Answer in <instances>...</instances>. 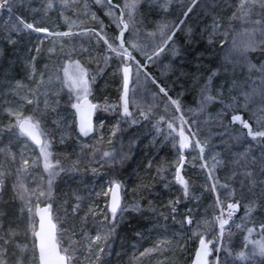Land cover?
<instances>
[{"label": "rangeland", "instance_id": "rangeland-1", "mask_svg": "<svg viewBox=\"0 0 264 264\" xmlns=\"http://www.w3.org/2000/svg\"><path fill=\"white\" fill-rule=\"evenodd\" d=\"M141 1L121 0V7L117 0H111L110 4L108 0H20L21 11L28 18L25 22L14 13L19 1L10 0L9 6L0 14V58L13 51L12 54L17 55L13 73H8L0 63V139L4 140L1 155L7 173L14 169V165L9 167L11 159L20 156L22 162L27 161L29 181L21 184L22 176H16L12 181L13 177L5 174L0 166L3 191L9 183L16 182L8 186L10 191L6 189L5 195L16 197L17 206L16 217L8 220V224L15 228L9 226L6 231H0V264H38L34 240L35 209L43 205L51 206L57 242L68 258V264H177L184 251L182 245L191 242L194 247L189 264H198L197 246L201 237L206 242L212 241L208 244L211 252L206 258L207 264H264V253L255 243L264 240V228H261L264 224V169L259 167L264 159L263 140L248 137V129L239 121L233 122L232 118L228 128H219L214 123L218 113H224L225 104L249 123L254 132L264 130V106H255L241 95V88L246 84L242 81L243 76L222 73L221 81L204 87L203 79L199 78L194 86V92L199 93L196 103L192 95L169 96L166 88L150 77L155 88L149 91L147 102L136 99L131 91L128 94L131 115L120 116L122 67L130 64L133 72L137 67L143 69L133 55H122L124 33L130 27L127 17L136 12ZM199 1L193 0L186 14ZM212 3L207 1L208 10ZM112 6L121 9L122 15L116 14ZM103 16L115 19L114 28L118 34L112 46L116 51L105 43V35L114 37L113 28L106 25L102 26V31L95 27L86 28L91 26L87 24H103ZM20 20L33 24L34 28L24 27ZM124 24L128 25L127 29ZM35 28L47 31L37 32ZM139 28L143 26L132 25V30ZM63 33L67 35H59ZM130 43L134 44L133 41ZM92 53L95 56H91ZM82 72L87 81L86 91L73 83ZM7 78H12L13 84H9ZM98 83L115 87V90L110 96L109 89H102L105 94L101 93V89H97ZM208 94L215 99L203 105L204 111L200 112H204L203 118L209 119L210 123L188 119L189 111L195 108L197 111L202 106V96ZM84 97L100 105L95 115V132L89 140H82L77 133L72 108ZM172 101H177L179 107ZM106 112L114 118L113 125L105 122L103 113ZM28 118L34 124L38 123L43 145H46L44 151L48 153L47 160L42 146L34 147L17 129L18 121ZM127 127L133 129L137 139H148L152 147L142 166L139 169L134 167L137 172L130 176V183L125 185L113 175L103 181L88 179L85 173L90 175L91 170L102 168L109 161L96 157L91 161L84 158L86 155L82 152L89 150L92 143L102 141L103 155L107 152L109 155L105 158L112 156ZM181 128L189 140L188 147L183 149L179 146ZM226 136H238L240 140L226 144ZM196 141L200 142L199 146ZM243 142L250 144L248 160L255 158L257 162L248 169L240 157L245 152L241 149ZM11 148L15 151L10 152ZM182 156L186 160L179 174L188 183L187 195L183 185L176 180ZM213 156L221 161L215 168ZM46 163L51 165L47 170ZM205 163L207 167L202 166ZM246 171L252 173L251 177L245 174ZM115 180L122 184L123 203L120 212L113 215L108 205L109 189ZM30 182L37 185L31 189ZM213 183L216 184L215 190L211 187ZM221 184L229 187L221 190ZM41 192L44 195H40ZM236 202L243 211L233 213L229 219L224 213L225 204ZM250 202L255 203V208L248 215ZM221 210L223 217L228 219L222 237L217 219ZM137 216L149 224L146 234L121 244L118 228L114 227L116 222L124 217ZM189 218L192 223H188ZM89 224L96 227L95 232H91ZM202 224L205 233L197 227ZM214 224L215 235L209 236V228ZM19 226L21 232L17 229ZM249 228L253 229L251 235L247 231ZM97 235L101 240L95 241ZM246 237L252 242L245 247ZM19 238L20 245L14 241ZM100 247L103 252L98 251ZM240 252L245 258H239ZM92 255L93 260L89 261Z\"/></svg>", "mask_w": 264, "mask_h": 264}, {"label": "trees", "instance_id": "trees-1", "mask_svg": "<svg viewBox=\"0 0 264 264\" xmlns=\"http://www.w3.org/2000/svg\"><path fill=\"white\" fill-rule=\"evenodd\" d=\"M18 1L19 3L17 8H14V13L26 22L28 18L22 12L20 0ZM192 1L142 0L138 4L136 12L129 14L127 19L130 27L124 33L125 48L123 49L128 54L133 55L143 65V69L137 67L133 72L129 94L132 91L136 99L143 103L147 102L149 91L155 88L150 78L152 77L153 79L156 78L161 86L166 88L169 96L192 95L195 98L194 103H196L195 101H197L199 94L197 91L194 92L196 80L199 78L200 80L203 79L202 86L204 87L208 83L215 84L221 81L223 78L222 73H236L237 76H243V79H240H242L243 83H246L241 88V95L247 97L246 100L252 102L255 106H264V29L262 27L264 26V8L260 6V0H245L243 8L241 7V0H209L213 2L210 10L207 9L208 0H200L193 10L186 14ZM117 3L120 6L121 0H117ZM112 7H114L116 14L122 15L123 11L121 9L116 6ZM245 11L249 13L247 16L243 15ZM101 20L103 24H87L91 26H86V28L95 27L101 31L102 26L105 25L113 28L114 34L112 35L114 37L110 36L108 38L105 35L107 42L112 45L118 34V31L114 28L115 19L110 20L103 16ZM256 21L260 23L256 24ZM133 24L135 26H143V28L132 30ZM162 26L163 31L161 30ZM130 41H133L134 44H131ZM81 44L84 45L85 43L81 42ZM102 44L105 46L103 41ZM161 49L163 50L161 51ZM13 52H9L7 56L0 58V63L8 69V73H13L15 61L17 60V55L12 54ZM155 53L159 54L156 55ZM148 57H152V59L149 60ZM6 81L9 84L14 82L12 78H7ZM199 83L201 84L202 81H199ZM102 84L98 83L97 89H101V93H104L102 89L105 91L109 89L108 95L110 96L111 91L115 90V87L101 86ZM100 96L104 97L103 94ZM120 105L118 109L120 110V116L126 118L124 104L120 102ZM181 105L182 98L180 100ZM97 106L99 107L100 105L97 103ZM223 107L225 109L224 113H218L214 123L219 128L224 126L228 128L232 124L231 118L235 115V111L228 105L224 104ZM201 108L202 106L197 111H194L196 108L191 109L186 115L187 118L210 123L209 119L203 118L204 112H200ZM110 114L107 112L103 113L104 120L107 124L113 125L114 118ZM240 125L242 126V124ZM218 133H221V131ZM135 135L133 129L127 127V130L122 134V141L117 150L108 158H105L103 155L105 150L100 147V144L103 143L102 141L92 143L89 150L82 152L86 155L84 158L91 159V161H94V157L97 160L105 159L109 161V164L104 165L102 168H94L91 170L92 173L90 175L87 173L84 175L88 179L92 178L99 181H103L107 176L113 175L114 178L128 185L130 176L137 172V168L134 167L137 166L139 169V166H142L147 158L146 154L152 148L148 139H141L140 137L137 139ZM224 138L226 139V144L232 142L231 137L226 136ZM82 140H89V138ZM262 140L264 144V138H261ZM0 141V166L5 171V174L11 178L13 177L12 181L18 176H22L24 180L21 184H27L29 182L27 178L28 164L22 162L20 156L18 159H11L9 167L11 168L14 165L12 166L14 169L7 173V165L5 166L1 155L4 140L0 139ZM12 148L9 150L10 152L14 150ZM61 148H64V146ZM241 149L249 152L250 144L248 142L244 143ZM186 152L184 150V153ZM242 162L244 163L243 159ZM115 181L118 182L117 180ZM12 183L15 184L16 182ZM118 183L122 187V184ZM11 184L7 185L6 189L8 191H10L8 186H11ZM29 185L32 189L37 184L30 182ZM222 185H220L221 190L229 187V185L226 188L221 187ZM6 189L3 191L2 187V195H0V231H6L9 226L15 228L14 225L8 224V220H14L16 217V197L12 194L6 197ZM98 206L100 207V204ZM239 206L240 214L243 210L240 204ZM1 218H3V221H1ZM145 220L137 216L124 217L120 222H116L117 225L114 227L118 228L117 235L120 236L119 241H121V244L130 243L132 239L135 240L139 235L143 237L149 225ZM197 227H199V230L201 228L202 232L205 231L204 224L201 227L197 225ZM17 229L21 232L22 228L19 226ZM89 229L91 232L96 231V227L92 224H89ZM189 231L191 233L190 229ZM215 232L216 227L214 224L209 228L208 234L209 236H214ZM196 235L199 236L198 232H196ZM193 238H196L195 235ZM14 241L20 245V238ZM182 246H184V251L182 250L183 253L177 264H189L194 247L193 243L183 244ZM93 257V255L90 256L89 261H92ZM102 261H104V253L102 254Z\"/></svg>", "mask_w": 264, "mask_h": 264}, {"label": "snow or ice", "instance_id": "snow-or-ice-1", "mask_svg": "<svg viewBox=\"0 0 264 264\" xmlns=\"http://www.w3.org/2000/svg\"><path fill=\"white\" fill-rule=\"evenodd\" d=\"M99 2V0H98ZM10 3V0H0V8H4V7H8ZM108 3H111V0H108ZM245 4V0H241V7L243 8ZM134 7V5H132ZM260 6L262 8H264V0H260ZM249 13L248 11H245L243 13L244 16H247ZM20 23L28 28V29H33L34 25L31 23H25L23 20H20ZM256 24H259V21L255 22ZM128 25L124 24V29H127ZM161 30L163 31V26L161 28ZM35 31L37 32H42V31H47L46 29H41V28H35ZM59 35H67V33H63V34H59ZM121 35H123V33H121ZM170 38V37H169ZM105 43H107V41H105ZM120 47H123V44L120 45ZM109 48L112 49L113 51H116V49L113 48V46L111 44H109ZM163 49H161L162 51ZM156 55H158L159 53H155ZM122 55H128V53L126 51H124L122 53ZM149 60L152 59V57H148ZM130 69L128 67L124 68V81H125V93H124V113L126 115H131V113L128 112V100H127V83H128V73H129ZM84 73L82 72L75 80H73V83L76 84L77 86L83 87L84 90H87V81H85L83 79ZM161 91L163 92L164 89H161ZM207 91V89H206ZM166 94V93H165ZM213 99H215V97H213L211 94L208 95H203L202 96V108L201 111H204L203 105L207 104L208 102H211ZM247 99V97H246ZM31 102V101H29ZM173 104H177V108L179 107L178 102L177 101H172ZM74 107L79 108V105H74ZM230 107V106H229ZM232 121L233 122H237L239 121L244 128L248 129L247 132V136L251 137L253 140H256L257 138H264V130H260V131H253L252 127L249 123H247L246 121H244L242 119V117L240 115H233L232 116ZM19 123V127L21 130L22 134H26L29 137H31L32 140L36 141V143L40 144V135L42 134L41 132L37 131L38 129V123L37 124H33L31 123V118L22 120V121H18ZM184 123H187L186 121ZM169 128H172V124L169 123ZM81 131H85V128L83 126V122L81 125ZM179 135L181 137L180 141H179V146L181 149L188 147L189 145V140L188 138L185 136L183 129L181 128ZM232 141L234 142H239L240 138L238 136H234L230 138ZM197 146L200 145L199 141H196ZM46 145L42 144V153L45 157V160H47V156L48 153L46 151H44ZM200 151L201 153H203V147H200ZM109 153L105 152L104 156H108ZM240 157L243 159L244 161V167L245 169H248L251 166H255L256 165V160L255 158H253L252 160H248V151L246 150L245 152L240 154ZM213 159V168H215L216 166H218L219 164H221L220 160L216 159V156L212 157ZM181 161H183V157H181ZM239 162V161H237ZM25 164H27V161L24 162ZM203 167H207V164L205 163L204 165H202ZM51 167V165L49 164H45V169H49ZM259 167L261 169H264V159H261L260 163H259ZM53 175L55 173H52ZM248 177H251L252 173L246 171L245 173ZM209 179H213V177L211 176V174L209 175ZM176 180L181 183L184 187V194L187 195L188 194V183L180 176L179 174V169H177V173H176ZM0 183H3L2 179H0ZM51 185V180L49 181V186ZM120 184L113 182V187L109 189V191L112 192V203H111V212L113 215L116 214L117 209L120 207L119 204V200L117 198V193L120 189ZM212 190H215L216 188V184L213 183L211 185ZM221 187H227V185H222ZM242 187H243V183H242ZM40 195H44L43 192L40 193ZM217 201L219 203V196L217 197ZM173 203V202H170ZM51 206L49 205L48 207H45L44 209H42L40 211V231L39 232H35L34 234L39 238V253H40V260H41V264H65V260L68 259L66 256H61L59 254V252L57 251L56 248V244L54 243V236H53V229L55 228V225L51 224V220L49 217V208ZM239 207V202L236 203H229L227 205V209H228V218L230 219L231 216L233 215V211L235 209H237ZM255 208V203L254 202H250V206L248 208V215L251 214V212L254 210ZM29 211L31 212V209H29ZM173 211H175V208L173 207ZM217 219L219 220V227H220V235L221 237L223 236V232L225 230V225L228 224V219H224L223 218V210H221V216L217 217ZM46 223H47V227H46ZM188 223H192L191 219H188ZM237 227H240L239 225H237ZM261 228H264V224L261 225ZM249 235H251V233L253 232V229L249 228L247 229ZM101 240V236L97 235L95 237V241H99ZM246 243H245V247L247 246L248 242H252L249 241L248 238H245ZM212 243V241H205L204 239L200 240V251L197 254V261L198 264H207V256L210 254L211 250L208 247V244ZM255 243L259 246L260 251L262 253H264V240L261 241H255ZM98 251L103 252L104 249L103 247H100L98 249ZM239 258L243 259L245 258V254L243 252H240L239 254Z\"/></svg>", "mask_w": 264, "mask_h": 264}, {"label": "water", "instance_id": "water-1", "mask_svg": "<svg viewBox=\"0 0 264 264\" xmlns=\"http://www.w3.org/2000/svg\"><path fill=\"white\" fill-rule=\"evenodd\" d=\"M0 11H2V8H0ZM125 67H128L130 69V71L128 73L127 99H128L129 89H130V86H131V83H132V74H133L132 66L130 64L129 65H124L122 67V73H123V76H122V92H121V102H122V104H124V93H125V81H124V76H125L124 68ZM74 105H79V108L74 107ZM74 105H73V111H74V114H75V124H76L77 133L83 139L89 138V137H91L94 134V131H95L94 118H95L97 105L95 103H93L88 97L82 98L80 101L76 102ZM82 122H83V126L85 128V131H83V132L81 131ZM31 123H33V122L31 121ZM17 129L20 132V134L26 140H28L34 147L39 148V147L42 146L43 138H42L41 135L39 137L41 143L38 144V143H36V141L32 140L31 137H29L28 135L21 133V130H20V127H19V123L17 125ZM37 131H39V130L37 129ZM182 157H183V161H181V163L179 165V172L182 170L183 164H184V162L186 160L185 156H182ZM1 193H2V185L0 183V195H1ZM117 198L119 200L120 207L117 209L116 213H118L122 209L123 199H122L121 187H120V189H119V191L117 193ZM111 203H112V192L110 191V193H109V205H108L110 213H112L111 212ZM227 205H226V209H225V214L228 213ZM45 207H48V205H43V206L37 207L35 209V217L37 219L35 232H39L40 231V214L39 213ZM239 209H240V207L235 209L233 212L237 213V212H239ZM48 215L50 217L51 224L55 225V228L53 229V236H54V243L56 244L57 251L59 252V254L61 256H65L61 252L60 246H59V244L57 242L56 224H55V222L53 220V215H52V212H51L50 208H49V214ZM46 227H47V223H46ZM34 240H35V249H36V254H37V261H38V264H41L40 253H39V238L35 234H34ZM198 248L200 250V241H199V244H198ZM65 264H68V259L65 260Z\"/></svg>", "mask_w": 264, "mask_h": 264}, {"label": "built area", "instance_id": "built-area-1", "mask_svg": "<svg viewBox=\"0 0 264 264\" xmlns=\"http://www.w3.org/2000/svg\"><path fill=\"white\" fill-rule=\"evenodd\" d=\"M262 152H264V147L263 149L261 150ZM256 155V154H255ZM224 218V217H223ZM225 219V218H224ZM228 226V224L225 225V228ZM218 227H219V220H218ZM219 232H220V227H219Z\"/></svg>", "mask_w": 264, "mask_h": 264}, {"label": "bare ground", "instance_id": "bare-ground-1", "mask_svg": "<svg viewBox=\"0 0 264 264\" xmlns=\"http://www.w3.org/2000/svg\"><path fill=\"white\" fill-rule=\"evenodd\" d=\"M134 153H135V152H134ZM133 156H134V155H133ZM133 156H132V157H133ZM133 158L135 159V157H133ZM132 163H133V162H132ZM134 164H135V163H134ZM132 166H133V165H132ZM132 168H133V167H132ZM130 170H131V169H130ZM129 172H130V171H129ZM129 172H128V173H129ZM120 174H121V173H120ZM120 174H119V175H120ZM122 174H123V173H122ZM124 174H125V173H124Z\"/></svg>", "mask_w": 264, "mask_h": 264}, {"label": "flooded vegetation", "instance_id": "flooded-vegetation-1", "mask_svg": "<svg viewBox=\"0 0 264 264\" xmlns=\"http://www.w3.org/2000/svg\"><path fill=\"white\" fill-rule=\"evenodd\" d=\"M2 13V11H0V14Z\"/></svg>", "mask_w": 264, "mask_h": 264}]
</instances>
